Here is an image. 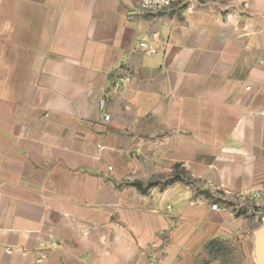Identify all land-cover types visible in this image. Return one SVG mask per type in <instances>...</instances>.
Here are the masks:
<instances>
[{"label":"crops","instance_id":"1","mask_svg":"<svg viewBox=\"0 0 264 264\" xmlns=\"http://www.w3.org/2000/svg\"><path fill=\"white\" fill-rule=\"evenodd\" d=\"M263 188L264 0H0V264H258Z\"/></svg>","mask_w":264,"mask_h":264},{"label":"built area","instance_id":"2","mask_svg":"<svg viewBox=\"0 0 264 264\" xmlns=\"http://www.w3.org/2000/svg\"><path fill=\"white\" fill-rule=\"evenodd\" d=\"M140 3L141 11L149 14L157 13L163 10H169L174 8L175 6H181L185 0H137ZM222 20L226 23L233 22L235 24L239 23V17L236 14H227L222 17ZM139 47L144 50L148 55H153L156 53L155 49L150 47L146 42H141ZM132 81L131 76L120 77L114 82V89L119 91L126 86H128ZM251 87H247L246 91H251ZM99 109L102 113H104V121H110V115L105 113L106 110V102L102 100L99 104ZM246 195V194H244ZM250 196L254 199H261L264 197V188L260 191L254 192L250 194ZM212 210L221 212L222 208L218 204L212 205Z\"/></svg>","mask_w":264,"mask_h":264},{"label":"rangeland","instance_id":"3","mask_svg":"<svg viewBox=\"0 0 264 264\" xmlns=\"http://www.w3.org/2000/svg\"><path fill=\"white\" fill-rule=\"evenodd\" d=\"M177 175L176 178H178L180 181H182L184 184L186 185H190L191 184V178L190 176L183 170L177 169L174 172V176ZM173 179H168V178H164L161 181H155L152 184H154L156 187H160V188H164L166 186V184L170 183ZM234 253L232 252V263H239V260L234 259ZM236 258V257H235Z\"/></svg>","mask_w":264,"mask_h":264},{"label":"trees","instance_id":"4","mask_svg":"<svg viewBox=\"0 0 264 264\" xmlns=\"http://www.w3.org/2000/svg\"><path fill=\"white\" fill-rule=\"evenodd\" d=\"M178 180V178H174L171 182H170V184L171 183H174V182H176ZM135 185V187L137 188V189H139L142 193H147L151 188H153V187H155V185L154 184H149L147 187H143L142 186V184H140V183H135L134 184ZM169 185V184H168Z\"/></svg>","mask_w":264,"mask_h":264},{"label":"water","instance_id":"5","mask_svg":"<svg viewBox=\"0 0 264 264\" xmlns=\"http://www.w3.org/2000/svg\"><path fill=\"white\" fill-rule=\"evenodd\" d=\"M263 234H264V227L260 228V229L257 230V232H256V236H257V238H261V237L263 236ZM257 261H258V264H264V259H263V257L261 256V254L259 255Z\"/></svg>","mask_w":264,"mask_h":264}]
</instances>
